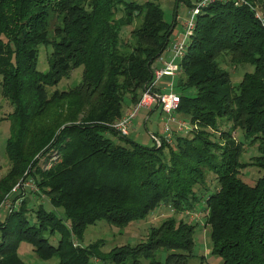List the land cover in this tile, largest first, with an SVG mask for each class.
<instances>
[{
  "label": "trees",
  "instance_id": "trees-1",
  "mask_svg": "<svg viewBox=\"0 0 264 264\" xmlns=\"http://www.w3.org/2000/svg\"><path fill=\"white\" fill-rule=\"evenodd\" d=\"M157 1L0 0L1 93L14 107L6 143L12 167L0 179V205L17 181L31 179L66 217L42 206L28 209L25 200L13 206L0 222V264H26L19 256L22 242L41 260L90 264L104 240L77 246L74 239L88 226L106 221L125 228L161 204L181 214L190 211L199 200L197 187L210 190L207 171L217 181L215 190L205 193L212 254L223 264H264V174L254 185L239 176L248 166L264 173V28L254 11L214 3L197 16L174 82L175 92L196 94H179L173 144L145 147L111 126L153 82L156 62L175 31ZM248 1L264 8V0ZM42 45L52 48L46 73L38 70ZM224 53L253 67L238 86L218 60ZM79 67L77 86L49 95L48 88ZM126 97L132 107L125 112ZM224 122L232 124L228 131L220 130ZM238 128L259 141L260 156L251 163L240 161L244 145L233 137ZM108 132L128 144H116ZM48 157L53 163L41 167ZM195 231V225L170 217L151 228L146 241L116 247L108 257L112 264H141V259L188 264ZM45 232L59 233L58 244ZM160 250L168 252L164 261L158 259Z\"/></svg>",
  "mask_w": 264,
  "mask_h": 264
},
{
  "label": "rangeland",
  "instance_id": "rangeland-1",
  "mask_svg": "<svg viewBox=\"0 0 264 264\" xmlns=\"http://www.w3.org/2000/svg\"><path fill=\"white\" fill-rule=\"evenodd\" d=\"M143 2L146 0H137ZM188 3L193 6L196 4V0H187L186 2L180 0H159L157 4L161 6L164 11L165 20L169 23H175V31L170 39V44L164 57L169 58L170 49L175 38L183 39L184 37V24L190 15V9ZM252 5L264 16V8L262 4L258 1L251 2ZM131 27L127 28L125 31V36L130 33ZM190 42V39L189 41ZM52 52V48L49 46H40V57L38 63V70L46 73L49 71V57ZM219 62L222 67L230 72L231 80L235 86L242 81L243 76L246 72H253V67L246 64H238L237 58L230 54L224 53L219 57ZM83 67L74 69L68 78L63 79L57 86L48 88V93L51 95L55 90H69L77 86L82 81ZM1 81V77H0ZM178 94H185L187 96H194L196 94L195 89H190L184 93L180 89L176 90ZM132 107V103L129 98L126 97L124 110L128 111ZM14 107L10 101L1 93L0 85V179L9 172L12 167L11 161L6 156V143L10 137V122L9 115L13 112ZM148 111L146 109L139 110L134 126L132 128V133L128 137V141L138 143L145 147L153 146L152 134H154L159 129L163 128L166 117L162 114L160 109L153 111ZM150 115V120L145 124L144 120ZM189 122L188 119H186ZM187 128H189L188 123ZM232 127V124L228 122L222 123L220 130L228 131ZM116 144L126 145L127 140L121 139L120 137L114 135L112 132L105 134ZM233 137L236 138L240 143L244 145V152L241 155L240 161L245 163H251L253 158L260 156L258 147L259 141L253 142L252 139L247 138L241 129H236ZM161 147V146H159ZM53 163V159L45 158L41 160L40 166L46 168ZM207 182L206 186L210 187V190L203 189L202 186H198V201L194 208L190 211H185L179 213L174 211L172 207L167 204H161L156 208L145 220L134 221L130 223L125 228H119L109 224L106 221L97 222L94 225H90L84 231L83 237L80 239H74V243L77 246H89L99 240H104L100 245V250L95 258L90 260V264H112L110 258L108 257L112 249L121 246H135L142 241H146L148 233L151 228L159 226L163 221L170 217H176L177 219L184 220L187 223L196 226L195 236H194V247L192 250V256L188 261V264H223L221 257L212 254V241H211V227L206 225V199L208 195L213 192L216 187V176L215 174L207 171ZM263 171L254 166H248L240 171V178L249 185H254L255 182L263 176ZM20 180L17 181L12 191L5 195L4 201L0 205V222H4L9 215V212L13 206L20 205L22 201L27 202L28 209H38L42 206L46 211L53 212L59 218L66 219L63 208L55 207L51 204L47 196L40 191L35 181ZM27 184V185H26ZM19 186V188H17ZM16 189V190H15ZM24 189L25 193L21 191ZM15 190V191H14ZM21 192V193H20ZM209 192V193H208ZM40 193V194H38ZM18 208V207H16ZM29 219L31 224L36 223V216L33 211L29 213ZM43 236L48 238L50 243L57 245L61 236L59 233L54 235L50 233H43ZM1 237V233H0ZM168 252L165 250H160L158 252V259L164 261L167 257ZM19 256L26 264H59V259L57 257L50 260L39 259L34 250L33 246L29 243L22 242L19 246ZM105 258V260H104ZM108 258V259H107ZM149 262L141 259V264H148ZM126 264H133L132 260H129Z\"/></svg>",
  "mask_w": 264,
  "mask_h": 264
},
{
  "label": "built area",
  "instance_id": "built-area-1",
  "mask_svg": "<svg viewBox=\"0 0 264 264\" xmlns=\"http://www.w3.org/2000/svg\"><path fill=\"white\" fill-rule=\"evenodd\" d=\"M214 3H233L237 7L247 6L255 12L256 18L264 28V16L248 0H196V4L190 9V15L184 24L183 39L175 38L170 49L169 58L166 59L162 56L159 59L162 66L155 67L153 82L145 88L139 102L133 106L129 114L111 125L114 130L123 136H129L139 110L153 111L160 109L166 119L161 131L158 134L151 135L152 139L157 146H162L164 142L173 144L171 125L175 121L174 114L181 103L180 95L174 90L175 78L182 71L181 63L187 53L188 41L191 40L196 30L197 16L204 8ZM180 126L182 128L185 125L181 123Z\"/></svg>",
  "mask_w": 264,
  "mask_h": 264
},
{
  "label": "crops",
  "instance_id": "crops-1",
  "mask_svg": "<svg viewBox=\"0 0 264 264\" xmlns=\"http://www.w3.org/2000/svg\"><path fill=\"white\" fill-rule=\"evenodd\" d=\"M164 56V55H163ZM156 67H160V66H162V64H161V62L160 61H158V62H156V65H155ZM153 113V111L150 113V115ZM150 115L149 114H147V116H146V118H145V120H144V122H145V124H147L148 123V121L150 120ZM161 131V129H159L158 131H156V133H159Z\"/></svg>",
  "mask_w": 264,
  "mask_h": 264
}]
</instances>
